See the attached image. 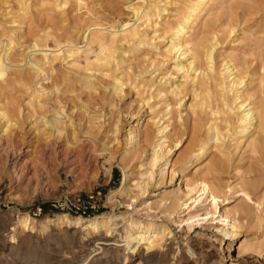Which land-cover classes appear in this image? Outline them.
<instances>
[{"label":"rangeland","instance_id":"1","mask_svg":"<svg viewBox=\"0 0 264 264\" xmlns=\"http://www.w3.org/2000/svg\"><path fill=\"white\" fill-rule=\"evenodd\" d=\"M21 1L0 0V37L5 36L14 39L16 48L13 53L15 58L22 60L24 52H27L26 48L32 44L36 37L41 39L44 49H47L48 53L56 49L65 51L69 48L75 52H80L82 49L75 65L73 64L74 57L69 56V54L63 55V53L49 65L50 76L53 79H58L62 89L57 94L56 99L62 104L68 103V105H63L65 111L68 114L71 113L70 116L74 117L75 120H77V116H75L77 108L82 107L79 115L82 121H80L79 126L83 132L87 129L90 116L94 113L97 114L103 110L107 121L104 127L98 131L97 141L102 144L99 149L100 152L90 151V147L93 146L92 141L88 136L83 135L85 138L83 137L82 140H85L86 147L89 144L86 148L87 157H80L77 153L66 154L65 144L61 148L56 147L58 149L56 152L41 147L30 149L20 143L9 147L6 138L0 136V251L5 249L3 246L11 243L14 228L18 227V215H29L35 221L41 222L47 218L56 220L57 214L61 213L80 216L76 211L82 212L89 209L92 213L87 218L113 212L122 214L126 219L149 220L168 225L174 236L167 239V243L171 242L164 248L167 254L161 258V261L154 264H264V161L257 148L259 144L256 140L257 134L244 140L241 147H237L234 141L235 132L231 130L233 127L227 128L223 121L225 118H232L234 121L235 116L233 117V115L222 114L223 116H219L217 122L219 127H222L220 128V135H222L220 136L219 147L210 150L206 159L202 160L189 173L188 179L194 181L200 177L216 178L222 185L224 189L222 188L223 193L219 206L221 213L236 209L240 211L241 234L236 239L226 240L223 233L218 231L223 224L220 222L218 213L214 214L213 217L210 214L209 217L211 218L207 221L195 219L197 223L194 224L191 231L187 230L185 222L182 223V221L189 218L190 213L196 212V208L193 210L191 208H178L174 217L169 218L163 205L159 206L158 202L163 194L178 188L180 191L183 190L185 183H180L177 177L171 179L170 173L167 174L164 181L160 180L155 183L156 180L160 179L159 175L156 176L157 167L154 169L153 185L149 188V192L139 199H129L126 192L124 194H120L122 192L114 193L115 195L112 193L121 188V182L124 179L123 165L120 163L123 150H121L120 145H116V142L110 141L113 134L108 133L107 125L110 120L116 121L121 117L120 119L125 125L120 133V139H122L127 125H135L136 121L140 120V126L133 128L135 134L140 131L142 133L136 136L137 141L140 140L139 138L143 135L142 131L145 129L155 130L154 121L164 113L165 106L171 102L170 94L159 91H165V84L170 80L176 81L177 85L183 81V74L176 66L177 61L180 62V60L176 61V58L172 56L168 58L165 56V49L170 40L169 28L186 12L189 3L193 0H83L81 6H78L75 0H67L68 3L65 6V0H25L29 7L28 13L25 15L19 11ZM54 4L56 5L54 6ZM79 9H83L82 12ZM139 14L140 16H138ZM126 22L129 26L137 29L141 38L144 35L146 38L148 36V39L143 37L144 43L137 45L130 38H119L112 46L115 48L112 50V60L116 59V61L111 62L110 58L109 64L99 65L98 62H95L100 53L99 46L97 43L87 45L85 39L82 38L83 32L88 25L93 23L100 24L101 28L107 30L111 27L110 31L121 30ZM191 32L194 35L197 65L206 66L203 47L215 34L219 42L215 51L214 63L217 74H220L224 62L232 60L238 65L239 70L246 75L247 88L252 97V102L259 104L264 100V0H210L201 16L192 24ZM67 38L73 41L75 47H65V39ZM46 44L49 46L48 48H46ZM78 47L81 49L77 51ZM122 49L123 52L120 51ZM115 52L118 54L122 52L121 58L124 60L119 59L120 55L117 56ZM36 56L42 57L43 55L38 52ZM86 62L92 64L90 67L93 72L95 70L97 91L89 92L78 89L80 86L76 82L78 76L90 73V71L86 72L82 68ZM182 62L185 63L183 60ZM17 68H8L6 78L0 79V108L24 127H22L21 136H29L30 139L33 138L32 130H30L32 124L30 125V120L27 119L26 114L36 85H34L35 80L32 81L29 78L27 65L23 66L24 70L21 68L17 70ZM189 74H191V78L187 79L183 87L182 105L180 108L174 107L173 109L172 134L174 138L182 137L180 138L183 146L171 156L172 162L183 160L194 141L199 136L207 135L208 125L213 120V116L209 112L211 108H219L223 112L227 111L223 99L231 105L235 98V93L223 91L217 85L213 75L208 77L200 75L196 86H194L192 81L195 76L194 70H190ZM218 75H215L214 78L219 79ZM115 78L123 81L122 89L124 91L115 90ZM39 82L51 86L52 80H46L45 83L42 80ZM67 86L69 88L66 90L65 87ZM205 93H210L211 97ZM47 99L50 104L55 103L53 95ZM72 99L82 105H72ZM79 99L82 101L79 102ZM201 100L204 106L200 105ZM86 101L90 105H86ZM73 107H76L74 113ZM18 108L21 109L23 118L18 116ZM46 109L52 110L50 106H45L43 109L38 107V117H42L47 111ZM88 112H91L90 115ZM155 117L156 119H153ZM73 128L72 125L68 126L69 130ZM226 130L227 132H225ZM106 142H110L107 145L115 146L114 149L116 148L118 151L115 159H111L110 153L102 149L103 143ZM124 143L123 148L125 147ZM151 154L152 148H146V152L141 148L126 166L125 171L128 173L126 187L132 188L135 193L139 190L136 185L146 179L147 174L142 173L149 170L146 163ZM109 168L110 171L107 172L106 170ZM251 178L254 179V184L249 183ZM241 185L249 187L250 197L236 191L239 190L237 186ZM235 187H237L236 190ZM191 202L192 199L188 203ZM43 203H50L46 212L41 208ZM211 204V198H204L200 205L196 204L195 207L198 208V213L202 214V218L207 216L209 210H212ZM125 224L128 222L120 221V225ZM19 233L21 237H24V240L18 249V254H8L7 247L5 249L12 264H75V262H80L78 264H118L113 253L108 254L102 260L90 261L92 258L101 257L96 253L101 251L99 248L102 245L96 243L98 234L86 235V231L82 228H68L65 225L57 224L42 227L40 223H37L33 228L24 230L22 233L20 230ZM29 237L31 240L28 239ZM239 239L256 243L262 242L261 253L245 252L238 255ZM90 243L93 244L90 245ZM188 246H191L195 256L189 254ZM129 264H139L137 257L130 258Z\"/></svg>","mask_w":264,"mask_h":264},{"label":"bare ground","instance_id":"2","mask_svg":"<svg viewBox=\"0 0 264 264\" xmlns=\"http://www.w3.org/2000/svg\"><path fill=\"white\" fill-rule=\"evenodd\" d=\"M75 1H76L78 6L82 5L83 0H75ZM26 2L27 1H25V0L21 1L20 7H19V11H21V13L24 15L28 13V8H29L28 4H26ZM208 2H210V0H193L191 3H189L190 5L187 7L186 12L176 21L175 24H173L169 28L170 40H169V45L165 49L166 50L165 56L167 58L172 56V57L176 58V61L180 60V62L177 61L176 66H177L178 70L181 71L183 74V76H182L183 81L179 85H177L176 81L174 82V80H170V78H169L170 81L168 83H166V81H165L166 84L164 83L166 90L165 91H159V92H164V93L167 92V94H170V101L171 102H169L165 106V108H164L165 110L163 109L164 113L162 112L163 114L161 116L157 115V116H159V117L156 116L157 119H156V117L153 118V119H156L154 121L155 130L150 131L148 129L147 130L143 129L144 130V131H142L143 135L141 138H139L140 140L137 141L136 136L142 134L141 131L139 133L135 134V131L133 129L135 127L140 126V120H137L135 125H132V124L127 125V129H125V135H123L124 138L121 137L122 139H120V133L122 132L123 128L125 127L124 123L120 119L121 117H119L116 121L115 120L109 121V123L107 125L108 133L113 134V137L111 138L110 141L116 142V145H120L121 150H123L122 151V157L120 159V163L123 165V171H124V179L121 182V188L116 190L115 192H112V193H113V195H115L114 193L122 192L120 194H124V192H126L129 199H139L141 196H143L147 192H149V188H151V186L153 185V183H154L153 179H155L154 178L155 177V170L154 169L157 167V170H156L157 175L156 176L159 175L160 179L156 180L155 183H157V181H160V180L164 181L167 174H169V173L171 174V179H174L175 177H177V179L180 180V183H183V182L185 183V186H184L185 188L183 190L180 191V188H178V189H174V190H172L166 194H163L161 196V199L158 202L159 206L163 205L165 212H166V214H168L169 218L174 217V214L178 208H181V209L182 208H184V209L185 208L186 209L191 208V210L196 208V210H195L196 212L190 213L189 218L182 221V223L185 222L187 230L191 231L194 227V224L197 223L195 219L199 218L200 220L207 221V219L211 218V217H209L210 214L213 217L214 214L218 213L220 215V222L223 223V224H221L222 228H219L218 231L220 233H223L224 237H226V240H228L231 238L236 239L241 234L242 221H241L239 209H236V210L231 211V212L224 211L223 213H221V208H219V206H220V201L222 198V193H223L222 188L223 187L217 181V179L216 178L206 179V178L200 177V178H196L194 181H192V180L188 179V175H189V173H191L193 171V169L199 163L202 162V160L206 159V157L209 155L210 150H212L213 148H217V146L219 147L220 136L222 135V134L220 135V128H222V127H219L217 121L219 120V116H221L222 114L233 115V117L235 116L234 117L235 122L232 120V118L231 119L225 118L223 121H224L225 125L227 126V128L230 126L233 127V129H231V130H233L235 132L234 141L236 142L237 147H241L244 140H246L249 137L257 134L256 140H258V143H259L258 144L259 146L257 145V148H258V151L260 152L261 158L264 161V100H262L259 104L257 102H254V103L252 102V97L249 94V91L247 88V81L248 80H246L247 79L246 75H244L239 70L238 65L236 63H233L232 60L224 62V64L222 65L223 68L221 69L220 74L219 75L217 74L215 67H214L215 66L214 63H215V51H216L217 46L219 45V42H218L217 36H215V34L210 40L207 41V44L203 47L206 66L203 67L202 64L197 65V62H196L197 56H196L195 51H194V35L191 32L192 24L194 23L195 20H197L201 16V14L205 10V7L208 4ZM67 3H68V1L65 0L64 6ZM11 4H12V2H11ZM146 4H148V3H146ZM55 5L56 4H54V6ZM185 6H187V5L185 4ZM9 7H11V6H9ZM143 8H145V6ZM7 9H9V8L7 7ZM7 9H6V11H8ZM81 10H83V9H79V11H81ZM87 11H88V9H87ZM138 16H140V14ZM144 23H142V24H144ZM122 24H123V22H122ZM142 26H144V25H142ZM108 30L105 28H101L100 24L98 25L96 23H93V24H90L87 26V28L83 32L84 34L81 33L82 38L85 39L87 45H90L93 43L98 44L99 49H100V53L97 55L96 61L95 60L94 61L98 62L99 65L106 64V63L109 64L108 61L110 58H111V62L116 61L115 58H114L115 60H112V54H113L112 50L115 49L112 46L116 43V41L119 38H121V39L130 38L137 45L143 44L144 40L142 38L143 37L146 38V36H144V35L141 38L137 29L133 26H129V24H127V22L125 25H123L121 30H114V31H112V30L108 31ZM203 31H204V29H203ZM205 31H207V30H205ZM216 32H218V31H216ZM164 34H166V33L164 32ZM228 36L230 37V35H228ZM64 38H66V37H64ZM151 38L149 39L150 41H151ZM146 39H148V36ZM65 40H66L65 41L66 42L65 47H69V46L75 47V44L73 43V41L69 40L68 38ZM45 46H46V48L49 47L47 44ZM62 46H64V45H62ZM58 47H59V45H58ZM15 48H16L15 41L12 37H5V36L0 37V79L4 78L6 76L8 68L14 67L16 69V67H18V68L23 69V66H25V65L28 66L29 78H31L32 81L35 80L34 85H36L35 90L31 96L32 97L31 101L28 104V112L26 114L27 119L30 120V125L32 124L30 126V130H32L31 134L33 135V138L29 139V136H27V137H23L25 135L21 136L23 126H21L17 121H14L13 118H11L9 115H7L6 112L0 108V133H1L0 136L1 137L3 136L4 138H6L7 145L10 147L11 145L15 146V145L20 143V144L26 145L30 149H32V147L33 148L36 147L35 149L41 147L44 149L49 148V149H52L53 151L56 152V150H58L56 147L61 148V146L63 144H65L66 145V149H65L66 154L77 153L78 156L81 157V156L87 155L86 148L89 145L88 144L86 147L85 140H82V138L84 137L83 135H85V136H88V138L90 139V141H92V144H93V146L90 147V151L97 153L100 149V146L102 145L97 141L98 131L104 127V124L107 121L105 119L106 115L103 114V110H102V112H98L97 114L94 113L93 115H91L89 123L87 124V129L83 132L81 127L79 126L80 121H82L81 118L79 117L81 110H82V107L77 108L76 112H75L76 107L72 108L73 113L75 112V116H77V120H75L74 117L70 116L71 113L68 114L65 111V107L63 105H68V103L62 104V102H60V101H58V99H56L58 97L57 94L60 93L62 91V89L60 88V84H59L58 79H53L50 76L51 73L49 70V65L55 59L59 58L62 53H63V55L69 54V56L74 57L73 64L75 65L77 57H78L79 53L82 51L81 47H78L76 49L77 51L81 49L80 52H75V50H71L69 48L65 51H62L61 49L55 48L56 50H51L50 53H48L47 49H44L45 47L42 44L41 39L39 37H36L34 39V41L32 42V44L26 48L27 52H24V56H22V58H23L22 60H18L15 58L16 56L13 53ZM116 51H117V49H116ZM120 51L123 52V49ZM38 52H41L43 56L42 57L36 56V53H38ZM115 53H117V52H115ZM121 53H119V54L117 53V56L120 55V57H118L119 59L122 57ZM124 53H125V51H124ZM33 54H34V56H31ZM22 55H23V53H22ZM50 56L53 58H51ZM62 56H61V58H62ZM121 59L124 60V58H121ZM182 60L185 63H183ZM22 62H24V64H22ZM89 62H91V61H89ZM120 62H122V61H120ZM165 62H167V61H165ZM123 63H124V61H123ZM69 64L71 66V63H69ZM91 65L92 64L88 63V62H86V64L83 65L82 68L86 72L90 71V73H87L86 75L83 74V76H78V78L76 79V82L80 84L78 89L88 90L89 92L90 91H97V88H96L97 83L95 81L97 79H95L96 77L94 74L95 70L93 72V70L90 67ZM108 66H110V65H108ZM18 68H17V70H18ZM121 69H122V67H121ZM190 70L191 71L194 70L195 76L192 78L194 86H196L200 75H203L206 77L213 75V79L217 83V85H219V87L223 91L227 90L228 93L229 92L235 93V95H234L235 98L232 102L233 105L232 104L229 105L225 101V99H223V104L227 106V109H228L227 111L223 112L219 108H216V109L211 108V110L209 112H211V114L213 116V120H212L211 124L209 122L210 125H208L209 127L207 128L208 129L207 135L206 136H199L194 141V144L187 151L183 160H180L179 162H172L171 156L175 153L176 150H179L183 146L182 139H181L182 137L180 136L181 138L180 137L174 138V136L172 134V131H173V115H174L173 109H174V107L180 108L182 105V102L184 99L182 96L183 95V87L185 85V82L187 81V79H189V77L191 75V74H189ZM104 71H106V70L104 69ZM131 71H132V69H131ZM52 72H53V70H52ZM177 74H178V72H177ZM248 74H250V73H248ZM215 75H218L219 79L214 78ZM125 77H127V76H125ZM106 78H107V75H106ZM50 79L52 80L51 86L44 85V84H41L39 82L41 80L44 82V81L50 80ZM64 82H66V80H64ZM127 82L129 83V81H127ZM133 83H134V81H133ZM208 85H209V83H208ZM123 86H124V83L121 79H117V78L114 79V88L116 91H119V92H121L122 90L124 91V89H122ZM140 86H142V85H140ZM145 87L147 88V86H145ZM65 88L67 90V88H69V87L67 86ZM72 92H70V93L72 94ZM155 92H157V91H155ZM210 93H212V92H210ZM210 93H208V94L205 93V94H207L208 97H211ZM52 95H53V98L55 100L54 104H50L49 100L47 99L50 96L52 97ZM161 95H162V93H161ZM145 99H147V98H145ZM203 99H204V96H203ZM143 100H144V98H143ZM80 101H82V100L79 99V102ZM201 101H200V105L202 104L204 106L203 101H202V103H201ZM85 103H86V105H90L87 101ZM71 104L72 105H82L80 103H77L73 99L71 100ZM144 105H146V104H144ZM45 106H50L52 108V110L46 109L47 111L44 112L45 114L42 117H38L37 108L39 107L40 109H43ZM195 109H196V107H195ZM18 110H19L18 116H21L23 118V114H22L21 109L18 108ZM178 110H180V109H178ZM202 110H203V108H202ZM88 113L90 115L91 112H88ZM126 116H128V115H126ZM130 118H131V116H130ZM178 120H180V119H178ZM208 120H210V119H208ZM124 122H126V121H124ZM133 122H134V120H133ZM232 122H233V125H232ZM70 125H72V127H74L72 130L68 129V126H70ZM225 132H227V130ZM152 133H153V135H152ZM33 139H35V141H33ZM104 139H103V141H104ZM2 140H4V139H2ZM123 142H125L124 148H123ZM109 143L110 142L103 143L104 147L102 149L104 151L110 153L111 159H115L118 151L116 150V148L114 149L115 146L111 147L110 145H107ZM143 147L152 148V154L150 156H148V158H147L148 162L146 163L149 166V170H146L144 173H142V174H147L146 179H144L142 182H139L137 185L135 184L139 189L135 193L132 191V188L130 189V188L126 187L127 181H128L127 180V178H128L127 174L128 173L125 171V169H126L128 162L132 159V157L135 156V154L137 152L140 151L141 148H142V150H145V152H146V148L143 149ZM12 148H15V147H12ZM35 149H33V150H35ZM219 151L221 152V150H219ZM149 153H150V151H149ZM230 154H231V152H230ZM100 155L98 156V160L100 158ZM224 156H222V157H224ZM144 160H146V159H144ZM106 171L109 172L110 168ZM172 182H173V180H172ZM249 183L254 184L255 183L254 179L253 178L249 179ZM237 187H239V190L237 189ZM237 187H235V190L237 189L236 191H239V192L243 193L245 196L250 197L249 187H247L246 185H241V186H237ZM204 198H207V199L211 198L212 204H211L210 208L212 210L211 211L209 210V212L206 214L207 216L202 218L201 217L202 214L198 213L199 210L195 206L200 205L203 202ZM190 199H192V202L189 204L188 202L190 201ZM127 219L122 214H117V213H113V212L100 214V215L92 217V218H81V217L69 215L67 213H61V214H57V219H56L57 222L53 218H47L41 222H38V221H35L29 215H25V216L18 215V221H17L18 227L16 229L14 228V232L11 235L12 241L9 245L3 246V247L5 249L7 247V250L9 252L8 254H18L17 253L18 249L21 247V244L24 240V237H21V235L19 233L20 230L22 233V232H24V230H27L29 228H33L34 225L37 223H40V225L42 227H48L50 225L57 224V225H65L68 228L69 227L70 228L71 227L82 228V229H84V231H86V235L91 234V233H95V234L99 235V237L96 239L97 240L96 243H99L102 246L99 248L101 251L96 253V255H101V257H99L97 259L92 258V260H90V261L102 260L108 254H111V253L115 254L118 264H129L130 258H134V257H137L139 264H154V263H158L159 261H161L162 260L161 258L167 254V251H164L165 246H168L171 244V242L167 243V239H170L174 236L172 234V230L170 229V227L166 224H158L155 221H149V220L139 221V220H135L134 218H129L128 220ZM121 220L128 222V224H125L123 226L120 225ZM243 221H245V220H243ZM104 232L106 233L105 235H104ZM166 236H167V238H166ZM28 239L31 240L30 237ZM239 241H240V244L237 246L239 249L238 255H242L245 252L257 253V254L261 253V250L263 248L262 242H257V243L256 242H249V241H245L243 239H239ZM92 244L90 243V245H92ZM5 249H3V251H0V264H12V261L10 260L11 258L6 253ZM187 250H188L189 254L193 255V250L191 249V246H188ZM193 256H195V255H193ZM186 258L188 259L187 256H186ZM78 263H80V262H75V264H78Z\"/></svg>","mask_w":264,"mask_h":264},{"label":"trees","instance_id":"3","mask_svg":"<svg viewBox=\"0 0 264 264\" xmlns=\"http://www.w3.org/2000/svg\"><path fill=\"white\" fill-rule=\"evenodd\" d=\"M50 207V203H43L41 205V208L43 209L44 212H46ZM52 209V208H51ZM92 212L89 210L87 214L83 216H76V217H81V218H87L88 215H90Z\"/></svg>","mask_w":264,"mask_h":264},{"label":"built area","instance_id":"4","mask_svg":"<svg viewBox=\"0 0 264 264\" xmlns=\"http://www.w3.org/2000/svg\"><path fill=\"white\" fill-rule=\"evenodd\" d=\"M88 211H89V209L88 210H85V211H76L78 214H80V215H85V214H87L88 213ZM91 211V210H90Z\"/></svg>","mask_w":264,"mask_h":264}]
</instances>
